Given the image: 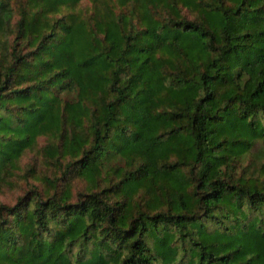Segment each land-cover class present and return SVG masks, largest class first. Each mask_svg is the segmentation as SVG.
<instances>
[{"label":"trees","instance_id":"1","mask_svg":"<svg viewBox=\"0 0 264 264\" xmlns=\"http://www.w3.org/2000/svg\"><path fill=\"white\" fill-rule=\"evenodd\" d=\"M0 264H264V0H0Z\"/></svg>","mask_w":264,"mask_h":264},{"label":"rangeland","instance_id":"2","mask_svg":"<svg viewBox=\"0 0 264 264\" xmlns=\"http://www.w3.org/2000/svg\"><path fill=\"white\" fill-rule=\"evenodd\" d=\"M28 159H29V157L26 156L25 159H24V161H27ZM15 194L16 193H11L10 192V193H7L6 195H4V197L10 199V198H13L15 196Z\"/></svg>","mask_w":264,"mask_h":264}]
</instances>
